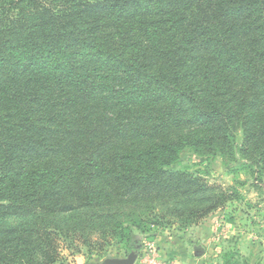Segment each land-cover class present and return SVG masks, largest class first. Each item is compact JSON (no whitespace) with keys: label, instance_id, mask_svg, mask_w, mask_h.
I'll return each mask as SVG.
<instances>
[{"label":"trees","instance_id":"trees-1","mask_svg":"<svg viewBox=\"0 0 264 264\" xmlns=\"http://www.w3.org/2000/svg\"><path fill=\"white\" fill-rule=\"evenodd\" d=\"M186 150L264 170V0H0V264L203 218Z\"/></svg>","mask_w":264,"mask_h":264},{"label":"rangeland","instance_id":"rangeland-1","mask_svg":"<svg viewBox=\"0 0 264 264\" xmlns=\"http://www.w3.org/2000/svg\"><path fill=\"white\" fill-rule=\"evenodd\" d=\"M241 132H238L240 141ZM198 157L186 150L181 165L197 170L207 183L217 186L229 199L203 218L148 225L137 235V259L151 243L159 256L172 264H264V170L237 156ZM56 264H96L107 257H125L126 243L111 242L102 248L88 249L70 239L61 243Z\"/></svg>","mask_w":264,"mask_h":264},{"label":"water","instance_id":"water-1","mask_svg":"<svg viewBox=\"0 0 264 264\" xmlns=\"http://www.w3.org/2000/svg\"><path fill=\"white\" fill-rule=\"evenodd\" d=\"M138 248H140V245H137L125 257H107L96 264H134L137 259Z\"/></svg>","mask_w":264,"mask_h":264},{"label":"built area","instance_id":"built-area-1","mask_svg":"<svg viewBox=\"0 0 264 264\" xmlns=\"http://www.w3.org/2000/svg\"><path fill=\"white\" fill-rule=\"evenodd\" d=\"M143 264H172L170 262H166L163 260L159 254L157 253L156 249L153 247L151 243L147 244L145 248V252L143 253Z\"/></svg>","mask_w":264,"mask_h":264}]
</instances>
